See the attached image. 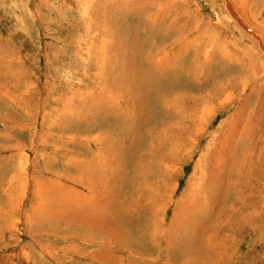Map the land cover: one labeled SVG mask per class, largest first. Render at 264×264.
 <instances>
[{
    "label": "rangeland",
    "instance_id": "374dc122",
    "mask_svg": "<svg viewBox=\"0 0 264 264\" xmlns=\"http://www.w3.org/2000/svg\"><path fill=\"white\" fill-rule=\"evenodd\" d=\"M0 264H264V0H0Z\"/></svg>",
    "mask_w": 264,
    "mask_h": 264
},
{
    "label": "bare ground",
    "instance_id": "6f19581e",
    "mask_svg": "<svg viewBox=\"0 0 264 264\" xmlns=\"http://www.w3.org/2000/svg\"><path fill=\"white\" fill-rule=\"evenodd\" d=\"M212 98H213V97H212ZM212 98H211V99H212ZM250 126H251V125H250ZM248 130H249V129H248ZM247 133H248V132H247ZM248 135H249V134H248ZM245 136H246V135H245ZM215 154H216V153H215ZM210 157H211V156H210ZM92 160H93V159H92ZM94 161H95V159H94ZM230 161H231V160H230ZM244 162H245V161H244ZM244 162H243V163H244ZM235 165H236V164H235V162H234L232 166L234 167ZM89 169H90V168H89ZM100 177H101V175H100ZM97 179H98V178H97ZM218 180H219V179H218ZM219 181H220V180H219ZM98 182H99V181H98ZM88 183H89V182H88ZM92 183H93V182H92ZM94 183H95V182H94ZM103 184H104V183H103ZM91 185H92V184H91ZM96 186H97V185H96ZM90 189L93 190V188H90ZM233 201H234V200H233ZM234 204H235V201H234ZM235 210H236V209H235ZM233 212H234V211H233ZM100 218H101V217H100ZM208 218H209V217H208ZM173 221H174V220H173ZM178 221H179V220H178ZM212 221H213V220H212ZM214 221H215V220H214ZM209 222H210V221H209ZM74 223H75V222H74ZM194 224H196V223H194ZM76 225H77V224H76ZM200 225H201V224H200ZM191 226H192V224H191ZM132 227H134L133 224H132ZM200 227H201V226H200ZM128 228H129V227H128ZM191 228H192V227H191ZM197 228H198V227H197ZM102 229H103V228H102ZM183 229H184V228H183ZM202 229H203V228H202ZM108 230H109V229H108ZM109 231H110V230H109ZM126 231H128V229H127ZM182 231H183V230H182ZM190 231H191V230H190ZM193 231H194V228H193ZM202 231H203V230H202ZM129 232H131V229H130ZM188 234H190V233H188ZM191 234H193V233H191ZM181 235H182V234H181ZM189 236H190V235H189ZM191 236H192V235H191ZM191 236H190V237H191ZM193 237H194V236H193ZM195 237H196V236H195ZM203 237H204V236H203ZM171 238H172V237H171ZM176 238L179 239L178 237H176ZM176 238H175V239H176ZM184 238H185V237H184ZM186 238H187V237H186ZM191 238H192V237H191ZM196 239H197V238H196ZM201 240H202V239H201Z\"/></svg>",
    "mask_w": 264,
    "mask_h": 264
}]
</instances>
